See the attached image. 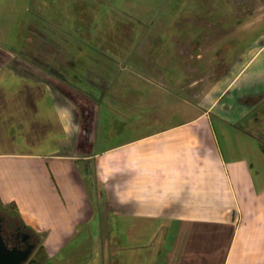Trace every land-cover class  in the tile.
<instances>
[{
	"label": "crops",
	"instance_id": "crops-1",
	"mask_svg": "<svg viewBox=\"0 0 264 264\" xmlns=\"http://www.w3.org/2000/svg\"><path fill=\"white\" fill-rule=\"evenodd\" d=\"M262 31V81L247 94L253 101L222 103L244 68L228 77L229 82L226 77L214 79L212 61L205 68L199 66L205 55L203 50L195 51V65L183 67V74L195 75L188 83L180 81L173 87L165 83L164 90L150 83L125 86L120 105L141 101L151 112L135 121L133 127L141 130L114 148L85 154L84 148L66 147L48 159L0 154V201L15 205L26 226L46 234L44 263L48 254L53 260L70 249L66 264H264V182L262 172L256 171L262 164L233 155V135L228 137L225 131L227 126L235 130L264 105V0ZM36 57L45 58L50 69H67L74 63L63 49H41ZM19 64L34 75H45L39 85L50 92L61 89L64 99L59 104L65 106L61 116L68 117L70 83L42 64ZM150 71L160 74L155 68ZM188 106L191 115L184 113ZM216 121L225 124L221 131L227 151H233L229 156ZM87 123L82 134L92 145L96 123L91 115ZM73 127L68 120L67 133ZM258 155L262 160L264 146ZM30 160L36 162L27 164ZM91 161H95L93 171L87 166ZM107 213L116 217L111 228L114 242L107 245L114 257L102 262L99 253L86 262L80 254L95 247L87 249L84 241H78L80 230L86 228L90 234L94 228L89 225ZM104 245L102 241L99 246L105 249Z\"/></svg>",
	"mask_w": 264,
	"mask_h": 264
},
{
	"label": "rangeland",
	"instance_id": "rangeland-1",
	"mask_svg": "<svg viewBox=\"0 0 264 264\" xmlns=\"http://www.w3.org/2000/svg\"><path fill=\"white\" fill-rule=\"evenodd\" d=\"M262 33V0H0V154L48 159L66 147L84 148L85 154L114 148L141 130L133 127L135 121L151 112L141 101L139 106L120 105L125 86L150 83L164 90L165 83L172 87L180 81L188 83L195 75L183 74V67L195 65V51L203 50L205 55L199 66L205 68L212 61L214 79L226 77L229 82L228 77L234 78L244 68L222 103L253 101L247 94L262 81ZM206 35L212 41H206ZM45 48L68 50L74 63L67 69H50L45 58L36 57ZM131 53L141 57H129ZM19 61L54 69L55 76L70 83L68 117L61 116L65 107L59 104L64 99L61 89L59 93L45 89L39 82L47 77L22 69ZM262 110L261 104L235 130L225 128L228 137L233 135L234 152L227 151L221 131L225 124L216 121L215 125L226 146L225 155L233 152L252 163L260 162L262 169L256 171L262 172L264 182V157L259 160L258 155L264 146ZM184 113L191 115L192 109L188 106ZM90 115L96 123L92 145L82 134ZM68 120L74 127L67 133ZM31 162L36 161L27 164ZM94 164L91 161L87 166L93 171ZM115 219L107 213L89 225L90 230L94 228L90 234L86 228L80 230L78 241H84L87 249L95 247L93 252L80 254L86 262L99 253L102 262L113 259L107 245L114 242ZM100 236L105 249L99 246ZM71 253L65 250L53 260L48 254L43 264H66Z\"/></svg>",
	"mask_w": 264,
	"mask_h": 264
},
{
	"label": "flooded vegetation",
	"instance_id": "flooded-vegetation-1",
	"mask_svg": "<svg viewBox=\"0 0 264 264\" xmlns=\"http://www.w3.org/2000/svg\"><path fill=\"white\" fill-rule=\"evenodd\" d=\"M3 213L4 212L0 211V217L3 219L4 236L9 247H17L18 249L26 250L34 245L35 248L32 253L33 255L37 249L39 241L37 235L26 229L24 224L12 220L11 217L7 219L8 216H3Z\"/></svg>",
	"mask_w": 264,
	"mask_h": 264
},
{
	"label": "water",
	"instance_id": "water-1",
	"mask_svg": "<svg viewBox=\"0 0 264 264\" xmlns=\"http://www.w3.org/2000/svg\"><path fill=\"white\" fill-rule=\"evenodd\" d=\"M35 246L26 250L9 247L4 236L3 219L0 217V264H25L31 257Z\"/></svg>",
	"mask_w": 264,
	"mask_h": 264
},
{
	"label": "trees",
	"instance_id": "trees-1",
	"mask_svg": "<svg viewBox=\"0 0 264 264\" xmlns=\"http://www.w3.org/2000/svg\"><path fill=\"white\" fill-rule=\"evenodd\" d=\"M11 206H13V208H10L9 206H4L1 203V201H0V211L4 212L3 216L11 217L12 220H16V221L20 222L21 224H24L23 221H22L21 215H20V213L17 210V207L15 205H11ZM24 226L29 231L34 232V234H36L38 239H39L38 245H37V249L35 251L36 252L35 256L33 258L29 259L25 264H43L44 263L43 261L46 258V256H45V246L43 245V239H44L45 235L36 232L35 230H33L32 228L26 226L25 224H24Z\"/></svg>",
	"mask_w": 264,
	"mask_h": 264
}]
</instances>
